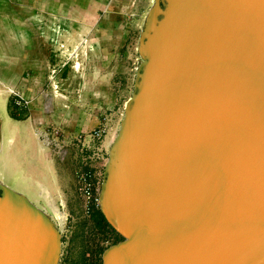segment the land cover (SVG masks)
<instances>
[{
  "label": "water",
  "instance_id": "1",
  "mask_svg": "<svg viewBox=\"0 0 264 264\" xmlns=\"http://www.w3.org/2000/svg\"><path fill=\"white\" fill-rule=\"evenodd\" d=\"M99 183V264H264V0H151ZM49 214L0 179V264H56Z\"/></svg>",
  "mask_w": 264,
  "mask_h": 264
},
{
  "label": "rangeland",
  "instance_id": "2",
  "mask_svg": "<svg viewBox=\"0 0 264 264\" xmlns=\"http://www.w3.org/2000/svg\"><path fill=\"white\" fill-rule=\"evenodd\" d=\"M150 2L0 0V31L55 35L27 55L26 66L24 55L13 54L21 68H0V179L57 226L56 264H99L102 249L119 239L104 221L91 226L99 216L96 185L132 91L137 36ZM3 56L9 55L1 54V63ZM8 135L13 139L1 143ZM38 142L54 167L53 192L38 193L34 182L35 167L44 165Z\"/></svg>",
  "mask_w": 264,
  "mask_h": 264
},
{
  "label": "crops",
  "instance_id": "3",
  "mask_svg": "<svg viewBox=\"0 0 264 264\" xmlns=\"http://www.w3.org/2000/svg\"><path fill=\"white\" fill-rule=\"evenodd\" d=\"M68 33V40L63 41V46L66 48L68 46L71 47V31ZM48 34H51V36L55 37L53 33H46L42 30H35V31H0V55L1 54H8L9 56L6 58L3 56L4 63L0 62V68L3 69H16L21 68L15 65L14 59L12 55H20V59H22V55H24V64L27 65V55L29 53H36L38 50H41L43 47L44 39L47 36H50ZM59 36V35H58ZM57 37V36H56ZM81 37V36H80ZM63 38H65L63 36ZM66 48L64 50H66ZM80 48H82L80 46ZM23 68V67H22ZM0 94H2V90L0 89ZM1 117V116H0ZM27 127V125L25 124ZM28 127L32 129V126L28 123ZM17 129V127H16ZM37 130H40L39 128L35 130V133L37 134ZM17 134V133H16ZM13 139L12 135H8L5 137V139L1 141H7L10 142ZM41 141L40 138H38ZM4 142V144H6ZM1 147V144H0ZM7 147V146H5ZM38 149L42 151L41 145L38 142ZM43 166L39 168L38 166L35 167V176H34V182H36L39 186L38 193L40 191L45 192H53L56 189V182L54 184V167L52 165V162L50 159H48L47 155L43 153ZM39 168V169H38ZM17 190V189H16ZM19 191V190H18ZM21 192V191H20ZM23 193V192H21ZM24 194V193H23ZM25 195V194H24ZM32 198V197H31Z\"/></svg>",
  "mask_w": 264,
  "mask_h": 264
},
{
  "label": "flooded vegetation",
  "instance_id": "4",
  "mask_svg": "<svg viewBox=\"0 0 264 264\" xmlns=\"http://www.w3.org/2000/svg\"><path fill=\"white\" fill-rule=\"evenodd\" d=\"M97 218V217H96ZM99 220V221H98ZM101 221H103L99 216H98V218L95 220V221H93V223H92V225L91 226H93L94 228H96V227H98V224H99V222H101Z\"/></svg>",
  "mask_w": 264,
  "mask_h": 264
},
{
  "label": "trees",
  "instance_id": "5",
  "mask_svg": "<svg viewBox=\"0 0 264 264\" xmlns=\"http://www.w3.org/2000/svg\"><path fill=\"white\" fill-rule=\"evenodd\" d=\"M96 212L99 214L100 218L104 221V223H105L108 227H110V226L108 225V223L104 220V218L102 217V215L100 214V212H99L98 209H96ZM110 228H111V227H110ZM119 238H120V236H119Z\"/></svg>",
  "mask_w": 264,
  "mask_h": 264
},
{
  "label": "built area",
  "instance_id": "6",
  "mask_svg": "<svg viewBox=\"0 0 264 264\" xmlns=\"http://www.w3.org/2000/svg\"><path fill=\"white\" fill-rule=\"evenodd\" d=\"M98 188H99V181L97 182L96 190H98ZM95 202H96V205H97V204H98V202H97V197H95Z\"/></svg>",
  "mask_w": 264,
  "mask_h": 264
},
{
  "label": "bare ground",
  "instance_id": "7",
  "mask_svg": "<svg viewBox=\"0 0 264 264\" xmlns=\"http://www.w3.org/2000/svg\"><path fill=\"white\" fill-rule=\"evenodd\" d=\"M1 120V119H0ZM1 127V126H0Z\"/></svg>",
  "mask_w": 264,
  "mask_h": 264
}]
</instances>
